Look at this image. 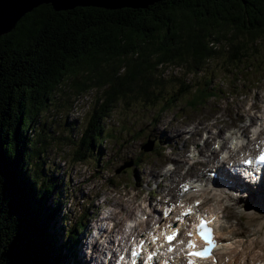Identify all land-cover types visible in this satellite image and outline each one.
Returning a JSON list of instances; mask_svg holds the SVG:
<instances>
[{"label": "trees", "instance_id": "obj_1", "mask_svg": "<svg viewBox=\"0 0 264 264\" xmlns=\"http://www.w3.org/2000/svg\"><path fill=\"white\" fill-rule=\"evenodd\" d=\"M258 55H264V0H157L146 7L60 10L41 3L23 14L0 34V264H61L81 229L75 220L60 225L57 235L62 181L52 171L43 179L46 139L32 132L63 79L72 76L80 93L101 89L81 135L66 137L76 144L73 160L81 161L95 149L103 118L117 102L165 98L157 66L180 62L184 77L169 79L178 81L173 91L198 105L212 93L211 78L192 81L201 71L219 63L237 77L235 67L255 66Z\"/></svg>", "mask_w": 264, "mask_h": 264}, {"label": "rangeland", "instance_id": "obj_2", "mask_svg": "<svg viewBox=\"0 0 264 264\" xmlns=\"http://www.w3.org/2000/svg\"><path fill=\"white\" fill-rule=\"evenodd\" d=\"M7 2L9 0H4V6ZM179 64L180 62L166 66L159 65L156 68L157 74L163 79L165 90L168 91L164 99L155 103H151L150 100H146L144 103L138 100L128 106L119 101L111 108L108 115L103 118L104 130H102V135L97 139L94 146L97 152L93 154V150L85 160H73V150L76 144L67 140L66 137L74 135L76 138L81 135L87 124L94 99L101 91L100 88L94 86L80 93L72 86V76H67L55 89L47 106L41 110L38 118L34 120L36 121L34 124L36 129H32V132L40 133L46 139V150L41 154L42 168L44 169L43 179L47 178L51 173L50 171H52L62 181V184L57 187L59 189L56 190V196L59 199L61 197L60 201H62L59 209L60 218L58 217L55 223L57 235L61 229L60 225H66L65 223L69 225L75 220L79 221L78 226L81 228L76 233L77 239L70 248L66 249L68 255H65L66 258L61 264H90L95 259L94 256L88 260V254H86V252L89 253L88 250L90 249V245L87 244L90 223L98 217L93 212L99 210L100 202L103 204L105 199H107V203L102 205L103 207L107 209L112 206L118 209V205L114 206L112 203L118 198L115 194V191L119 189L117 188L118 185L125 180L130 183L132 189L138 185L142 186L143 193L136 194L135 190L130 193L137 195L133 202H139L146 191L150 190L152 182L159 179L157 171L160 169L159 164L165 160L168 145L171 148L173 147L172 142L168 144L163 139H160L161 142L150 150H144L141 147L139 160L134 164L136 157L124 156L123 150H119L120 139H123V144L125 143L123 147L127 146L128 140L131 138L142 141V145L148 134H158V130L154 128L158 126V122L162 126L168 123L170 119H172L169 126L171 127V133L184 129L182 125L189 121L197 124L198 127L202 126L201 131L209 128L214 130L221 125L230 123L235 125L233 127L235 131V129H239V125L247 122L246 116L248 113L254 110L259 114L264 112V99H262L264 98V55H258V60L254 62L256 67L252 68L254 74L246 73V70L251 71V68L246 69V67L237 66L235 69H240V74L237 77H230L234 72L230 71V67H223L219 63L210 64L200 72V77L194 80L191 79L192 73H189L188 79L195 81L194 84L211 78L209 87L212 88V93H207L208 97L203 102L208 103V101L211 102L219 98L218 94L222 97L218 100L219 102L208 105L205 103L203 106L198 107H191L187 96L183 94L176 98L173 90L178 85V81H170L169 79L174 75L180 78L184 77L185 67ZM244 77L246 78L244 84L236 87L235 84ZM256 79L259 81L257 84H255ZM231 83L234 86H230ZM254 85L256 86L254 87ZM203 86L205 84L201 83L200 87ZM163 89L157 91H163ZM230 90H233V94L226 92ZM148 99H154V96H150ZM225 102L230 103L229 106ZM257 103H259L258 106H255ZM239 113L242 114V120L239 119ZM215 117L219 118L216 124L214 123ZM28 130L30 132L31 128ZM163 131V137L171 138L168 128L164 127ZM241 131L239 129V132ZM174 141L178 142L175 136ZM182 142L183 140H179V147L182 146ZM175 149L179 148L175 147ZM20 153H23V149ZM109 154H115L114 157H110V161L108 160ZM130 166L134 168L132 172L124 171L125 167ZM206 167H210V165L207 164ZM153 172H155L154 175ZM74 182L77 183L76 186H74ZM149 182L150 184H148ZM206 193V191L202 192V196L205 198ZM95 194L97 195L95 196ZM132 199H134L133 195L127 197L126 200L120 197L117 201L125 203ZM103 207L102 210L100 209V213L105 211ZM246 208V211H239L237 208L232 207L228 210V213L234 218L230 221L234 222V227L238 231L252 234L257 214L247 213L250 212V205ZM263 238V236L251 235V239L255 240L257 247L250 244L253 249L262 255H264ZM95 246L98 247L97 244ZM93 252L99 253L101 248H99V252L94 250ZM245 255L250 256L246 253Z\"/></svg>", "mask_w": 264, "mask_h": 264}, {"label": "bare ground", "instance_id": "obj_3", "mask_svg": "<svg viewBox=\"0 0 264 264\" xmlns=\"http://www.w3.org/2000/svg\"><path fill=\"white\" fill-rule=\"evenodd\" d=\"M16 1L17 0L13 1L12 3H7V4H5V6H1L0 5V14H1L0 21L1 22L5 23L7 17L9 15H11L14 11H15V13L18 12V10H16V8L18 6V3H16ZM262 124H264V117L262 118ZM241 127L243 129L241 131V134L237 135L236 133H234V135H233L234 140H239V139L243 140L244 139L243 138L244 136L242 135V132H246L247 126L246 125H242ZM198 133H199V129H196V130H194L193 135L198 134ZM170 136H171L170 139L171 140H174V136L172 134ZM213 139H215L214 135L213 134H210L203 141H204V143L206 145H209L212 142ZM176 141H178L177 138H176ZM219 144L224 145V141H222ZM245 144H248V140L245 142ZM185 150H186V147L184 145L183 146V149L181 150V152H184ZM216 152H217L216 149H212L211 150V153L214 154V155H216ZM231 152H232L233 155H237L236 149H233L232 148L231 149ZM239 181L240 180H235L234 181V185L237 186V189H242L243 188V182H239ZM216 182H218V181H216ZM219 186H222V187L223 186H226V187H228L230 189H235V188L232 187V183L230 181H227V180L221 181ZM210 190L211 191H214V193H209V197H211V198H217V199H221L222 198V194L221 193H216L217 190H214L213 188H211ZM232 192H233V190H232ZM175 194H176V200H181V199L187 197L189 199V201H194V199L198 198V197H194L193 196L194 193L192 191H190V190L185 191L184 194L182 192L175 193ZM263 195H264V190H260L259 193H258V198H262ZM198 199H200V198H198ZM175 201H173V203ZM191 205L193 207L195 204L192 203ZM196 205L201 206L202 205V201H199L198 203H196ZM217 214L220 215L219 210L217 211ZM175 215H176V209H174V216L171 219V224L174 225V226H175V221H174ZM181 217L185 221H187V217L185 215H181ZM163 219H164V217H163ZM235 220H236V218H235ZM168 226H170V221L169 220H166L164 223L158 224V226L153 231V233L149 235V245L148 246L151 249H154V248H157V247H161V246H165L164 245V242L162 240V234L167 233V227ZM186 226H187V222H185V223H183L181 225H180V222L177 223L176 228H173L174 230H177V229L179 230V234L177 236H180V228L186 229L187 228ZM103 235H104L103 232H100L99 237H102ZM219 236H220V239L222 240V245H220V249H219V251H222L223 252V257L221 258V260L224 261V258L226 256L228 257V260L227 261H224L223 264H226L229 261H235L236 262V258L238 257L237 248L240 245H243V238H239L237 236L236 231L233 228H228L225 231H220L219 232ZM153 237H158V238L154 240ZM95 244L96 243H94L93 245L95 246ZM167 244H169V243H167ZM231 244H233V246L230 249L228 246L231 245ZM93 245H92L93 250L99 252V247H97V246L94 247ZM242 251L244 252L245 250L243 249ZM165 254L167 256V260L170 259L171 260V263H172V259H176L175 260V264H182V261L181 260H184V264H188V261L190 260L189 257H188V255L185 254V253L178 254V253H175L174 252L171 256H169L168 250H165ZM249 255H250L249 258H256L257 257L256 254H249ZM243 257H247L245 255V253L243 254ZM250 260L251 259H246L245 262L242 263V264H250V263H248V262H250ZM92 261L94 262V264H96L95 259L92 260ZM193 261H195V258L193 259ZM200 261H201V259H200ZM93 262H90V264H92ZM260 262H261V264H264V258H261L260 259ZM157 264H159L158 261H157Z\"/></svg>", "mask_w": 264, "mask_h": 264}, {"label": "water", "instance_id": "obj_4", "mask_svg": "<svg viewBox=\"0 0 264 264\" xmlns=\"http://www.w3.org/2000/svg\"><path fill=\"white\" fill-rule=\"evenodd\" d=\"M13 1L15 0H9L7 3H12ZM155 1L157 0H17L16 3H18V6L16 10H18V12L15 13L14 11L11 15H9L5 23L0 21V34L11 30L23 14L43 2L51 3V5L58 10L71 8L76 5H96L106 8H118L124 6L146 7ZM0 5L4 6V0H0Z\"/></svg>", "mask_w": 264, "mask_h": 264}, {"label": "snow or ice", "instance_id": "obj_5", "mask_svg": "<svg viewBox=\"0 0 264 264\" xmlns=\"http://www.w3.org/2000/svg\"><path fill=\"white\" fill-rule=\"evenodd\" d=\"M260 159H261V160H264V155H262V156L260 157ZM249 162H250V161H249ZM177 219H179V217H177ZM207 231H208V232H211V229H207ZM178 234H179V230H178V229H177L176 231H173L170 235H167V236H166L167 241H169V242L173 241V240L176 238V236H177ZM188 235L191 236L192 233L189 232ZM201 235L204 236V232H201ZM157 238H158V237H153L154 240L157 239ZM204 238L208 241V245H209V247H207V248H205V249H203V250H201V251L189 252V253H187L188 256H190V257H191V256H198V257H201V258H208V257L210 256V254H211V249H212L213 247H215V243H214V241L212 240L211 236H205ZM142 245H143V242L141 241V247H142ZM188 247H189V248L194 247V245H193V243H192L191 241H189V243H188ZM172 250H173L172 248L169 249V251H172ZM131 255H132V256H139L140 253H139L136 249H133ZM120 259L123 260L124 257H120ZM148 259L151 260V259H152V256L150 255V256L148 257ZM133 264H135V261H133ZM188 264H195V262H194L193 260L190 259V260L188 261Z\"/></svg>", "mask_w": 264, "mask_h": 264}, {"label": "flooded vegetation", "instance_id": "obj_6", "mask_svg": "<svg viewBox=\"0 0 264 264\" xmlns=\"http://www.w3.org/2000/svg\"><path fill=\"white\" fill-rule=\"evenodd\" d=\"M2 114H3V112H2ZM0 117H3V115H1Z\"/></svg>", "mask_w": 264, "mask_h": 264}]
</instances>
